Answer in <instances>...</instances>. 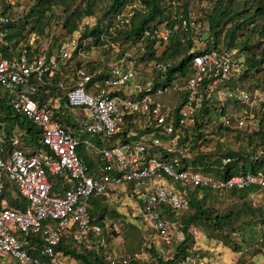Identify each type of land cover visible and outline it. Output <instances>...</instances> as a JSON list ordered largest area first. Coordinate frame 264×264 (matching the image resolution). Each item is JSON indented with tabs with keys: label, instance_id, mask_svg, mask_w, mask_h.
<instances>
[{
	"label": "built area",
	"instance_id": "obj_1",
	"mask_svg": "<svg viewBox=\"0 0 264 264\" xmlns=\"http://www.w3.org/2000/svg\"><path fill=\"white\" fill-rule=\"evenodd\" d=\"M3 1L16 5V0ZM192 4L183 25L190 23L194 42L197 39L199 43H195L202 49L193 56L192 74L157 85L148 74L153 67L162 70L166 65H153L148 59L147 65L139 63L127 51L107 71L79 67L64 105L74 113L78 126H66L56 116L63 106L61 98H36L43 77H52L72 56L78 46L76 37L51 53L41 47L32 57L28 49L12 57L4 56L0 49V86L12 92L15 111L30 119L41 136L36 150L29 153L21 147L19 134L24 132L16 127L10 133L0 122V196L8 181L14 186L12 195L27 201L22 209L10 205L7 197L0 198V259L20 264H68L57 250L65 232L71 230L78 246L90 243V234L102 233L89 209L92 196L105 194L114 203H119L121 193L134 196L141 207L143 226L170 242L174 232L183 235V231L181 221L171 218L168 210L190 209L189 199L173 183L213 189H242L253 184L264 187L262 172L219 178L184 168L177 155H161L162 140L155 134L168 135L176 126L195 124L206 98L246 108L223 114L226 126L244 128L256 123L258 111L264 114L263 90L250 92L231 84L242 61L238 50L223 46L205 50L207 37H203L204 27ZM1 8L0 48L8 44L6 36L14 20ZM175 30L177 26L171 28L164 22L146 29L145 37L153 40L159 54ZM116 51L121 52L119 48ZM101 74L104 76L99 78ZM147 128L153 129L147 132L152 140L142 134ZM87 133L110 142L97 144L81 137ZM123 134L125 139L120 136ZM8 142L12 146L8 147ZM83 144L99 158L96 168L79 154ZM57 177L67 186H57L55 192ZM190 229L194 237L201 232L196 226ZM105 241V237L101 239L103 244Z\"/></svg>",
	"mask_w": 264,
	"mask_h": 264
},
{
	"label": "trees",
	"instance_id": "obj_2",
	"mask_svg": "<svg viewBox=\"0 0 264 264\" xmlns=\"http://www.w3.org/2000/svg\"><path fill=\"white\" fill-rule=\"evenodd\" d=\"M19 1L17 0L16 4L18 6H20ZM98 1L36 0V3L29 10L26 8L19 10V7L16 8L4 1L0 2L1 11L14 18L10 24V31L6 36L8 44L0 48L3 55L12 57L20 55L24 50L28 49L32 57L42 47V39L47 37L48 31L52 26V20L56 18L62 20V27L69 36L67 40L73 37L78 39V46L73 50L74 55L95 46L106 48L103 62H77L74 69L75 79H77L76 72L79 67H84L90 72H96L101 69L107 71L114 66L124 52L116 51L120 47L116 46L117 43L128 44L130 47H139L138 55L135 58L140 63L147 65L146 60L148 59L153 65L159 62L166 65L165 69L162 70L152 66L153 68L148 74L157 85L167 84L177 79L184 80L192 74L193 56L202 52V49L194 42V33L191 31L190 23L187 26L183 25V20H188L189 18L190 0H185L182 3V9L178 7V3L183 0H143V7L136 9L135 14L125 26H120L119 20L115 25L114 21H109L108 15L112 13L113 16H116L122 13L129 0H108L109 3L105 6L104 17L100 18V22L92 27L86 24L79 31L80 24L85 17L96 15L95 9ZM249 1H252L250 5ZM252 6L254 9L249 11ZM58 7L61 8L62 14L56 13ZM246 12H250V14L245 15ZM238 16L241 17L237 19ZM259 18L263 19V24H260ZM164 22L171 28L177 26V30L173 32L165 47L157 54L153 40L145 37V30L155 28ZM228 23H232V25L230 29L226 30L224 39L221 42L220 36ZM208 24L209 34H207L205 50L223 46L227 49L238 50L239 56L243 53L245 54L244 60L241 61L238 70L235 72L231 84L233 86L239 84L250 92L256 90L264 91V40L252 43L251 38L252 34H260L264 38V0H246L242 3L239 0H217L215 10L208 15ZM248 24L252 25V28H248L249 32L246 34V38L238 40L237 33L239 29ZM76 32L78 33L77 35H75ZM51 38L55 42L59 39L57 35H53ZM65 42L63 41L59 46ZM47 52L51 53L52 50L48 49ZM71 58L72 56L69 59ZM111 58H113V63L109 62ZM61 75L62 69L60 67L52 77L44 76L39 85L36 98L41 101L48 99L50 96L55 99L61 98L63 106L56 111V116H59L61 123L66 126H78V122L74 120V113L64 107L67 93L73 83L69 79L65 82ZM103 76L101 74L99 78ZM140 76L142 77L143 75L140 74ZM254 79H257V82ZM247 82L249 83L246 84ZM13 97L12 92L0 86V122L6 125L10 133L16 127L20 132L23 131L24 133L19 134L21 147L29 151V153H33L40 144V130L24 114L15 111ZM228 106L229 102L213 100L212 97L206 98L195 124L187 127L176 126V131L168 135L156 133L155 136H159L162 140V145L159 147L161 155L163 157L177 155L181 158L184 168H191L219 178H228L249 172L264 173V157L256 154L259 142L264 144V114L258 111L256 123L244 128L226 126L222 122L221 117L228 112ZM64 109L66 110L65 113L62 112ZM147 132H153V129L147 128L142 133L146 135L147 139L152 140V136L147 135ZM210 132L212 134L218 132L222 135L233 132L235 136L247 140L246 143L248 144L244 148H242V145L239 148L226 145L225 147L217 146L216 149H212L208 147L211 141ZM120 136L124 139L127 137L124 134ZM81 137L97 144L110 142L108 139H101L98 135L88 133L81 135ZM257 139L259 142H257ZM7 146L10 147L12 145L8 142ZM78 152L91 168H96L99 158L91 148L83 144L79 147ZM226 158H230V162H225ZM54 180L53 191L55 192L57 191V186H67L65 181L58 177ZM173 186L189 199L190 209L168 210L171 218L181 221L180 228L183 231V237L181 240H176V243H173L175 241L173 239V244L171 241L167 242L164 238L165 242L159 245L155 242H150L146 247V251L155 260L154 262L141 260L134 253L115 259L104 251L107 243L103 244L101 239L106 236V218L108 216H122L116 209H109L108 197L105 194L92 196L89 208L93 222L102 226L101 235L90 234V243L78 246L72 238L71 230H68L63 234L57 250L62 252L67 258L68 264L70 260H75L76 264H184L188 262L192 255L203 256L202 250H194L196 240L190 229L192 226L198 228L203 226L208 231L216 230L223 233L226 228L232 226L234 217L238 219L243 214H250L252 218V220H245L244 225H250V223L254 222V219L257 221V217H260L259 222L264 223V206L253 207V204L246 200L250 194L264 189L259 184H253L242 189H213L204 186L184 185L181 182H175ZM13 191L14 186L6 181L0 198L7 197L10 205H16L24 209L27 201L19 196L14 197L12 195ZM227 191L240 195L244 201L236 210L223 213L217 210L214 205L209 204V198L212 193ZM138 217L141 220L140 213ZM244 227L242 225L239 230L245 229ZM144 230L154 235L158 234L153 229L144 228ZM237 231V228L231 227V234L227 232L224 237L230 246L238 252L241 251L242 247L229 241V237ZM105 240L107 241L106 237ZM261 241L264 245V238ZM168 245L171 247L175 245L173 256L171 257L166 256L169 250Z\"/></svg>",
	"mask_w": 264,
	"mask_h": 264
},
{
	"label": "rangeland",
	"instance_id": "obj_3",
	"mask_svg": "<svg viewBox=\"0 0 264 264\" xmlns=\"http://www.w3.org/2000/svg\"><path fill=\"white\" fill-rule=\"evenodd\" d=\"M180 1L178 3V7L182 9L181 6L184 2ZM193 2L192 9L195 11L199 20L203 24V37H207L209 34V24H208V15L211 14L215 10V4L217 0H190ZM238 1V0H236ZM241 3L246 0H239ZM20 6L15 5V7H19V10H23L26 8L30 9L36 3V0H20ZM108 0H99L96 6V15L91 17H85L81 24L79 31H81L84 25H88L90 27L94 26L98 22H100V18L104 17L105 14V6L108 4ZM252 1H249V5ZM17 4V0H16ZM191 4V3H190ZM143 7V0H129L128 5L122 13L113 16L112 13L109 14V21H114L115 25L120 21V26H125L131 17L135 14L136 9H141ZM251 9V10H250ZM249 11H252L254 7L252 6ZM14 11V10H13ZM28 12V11H27ZM15 13V11H14ZM57 14H62L61 8L56 9ZM21 14V11H20ZM250 12H246L245 15H249ZM241 16H238L239 19ZM260 24H263V19L259 18ZM56 22H58L56 24ZM106 24V23H104ZM232 23H228L223 33L220 36L221 42L224 39V35L227 29H230ZM248 28H252V25H246L245 27L239 29L237 36L238 40L245 39L246 34L249 32ZM47 37H43L42 39V47L48 51V49L52 50V52L56 51L63 41H68L69 36L66 34L65 29L62 27V20L54 18L52 20L51 29L48 31ZM78 33L76 32L75 35ZM53 35H57L59 38L57 42L54 41L51 37ZM252 43H258L260 40H264L260 34H252ZM65 42V43H66ZM196 43H199L198 40H195ZM64 44V43H63ZM223 45V44H221ZM89 46V45H88ZM116 46H120L121 52H128L129 56L137 57L139 47H130L128 44H118ZM106 48L102 46H95L90 48L89 50H85L83 52H79L76 55H72L71 59L63 62L61 65L62 69V79L66 81L71 80V82L75 83L76 79L74 77V69L75 64L79 61L81 62H91V61H101L105 58L104 50ZM118 52V51H117ZM123 52V53H124ZM245 54L243 53L240 56V59L244 60ZM112 57V56H111ZM109 62L113 63V58L109 60ZM119 62V61H116ZM140 63V62H139ZM261 76V75H259ZM258 77V76H257ZM257 82V79H254ZM253 82V81H252ZM247 82L246 84H248ZM66 84V83H65ZM67 86V84H66ZM246 108L240 106L239 104H229L228 111L230 112H242L245 111ZM79 114H82L81 111H78ZM209 135L211 137L209 148L216 149L217 146L225 147L233 146L235 148H239L242 145V148L246 147L248 143L247 140L241 139L233 132H229L226 135H222L221 133L210 132ZM257 142L259 140L257 139ZM263 152V153H262ZM257 155L264 157V144L259 142V147L256 152ZM119 197V203H114L110 199H108V207L109 209H116L122 216L118 215L115 217H107L106 225H105V234L107 238V245L104 248L105 252H108L111 258L120 259L128 254H137L138 258L144 261H155L150 254L146 251L147 245L150 242H155L156 244H162L165 240L158 236V234H151L150 232H146L144 230V226L139 219L138 215L140 213L141 207L139 206V201L130 194L121 193ZM246 200L253 204V207L264 206V189H260L252 194H250ZM244 199L240 197L238 194H232L230 191L227 192H215L212 193V196L209 198V204L214 205L217 210L220 212L226 213L231 210H236L243 204ZM238 206V207H237ZM259 218L254 219V222L250 223V225H244L245 220H252L251 215L243 214L240 218H233L232 226L226 228V231L223 233L218 231H208L205 227H200V234L195 238L194 250H202L203 256L192 255L187 263L184 264H264V245L261 240H263V228L264 223L259 222ZM245 226V229H240L241 226ZM231 227H235L238 229L237 232L233 233L229 237V241L237 243L242 247L241 251H235L233 247L226 241L224 237L228 232L231 234ZM175 235L173 238L172 236ZM177 235V236H176ZM183 235L174 232L171 235V243L173 239L176 243V240H181ZM105 243V244H106ZM172 243V244H173ZM171 245V244H170ZM168 245V253L166 256H173L174 246ZM108 256V257H109ZM75 260H70L69 264H76ZM0 264H17L12 259H0Z\"/></svg>",
	"mask_w": 264,
	"mask_h": 264
}]
</instances>
